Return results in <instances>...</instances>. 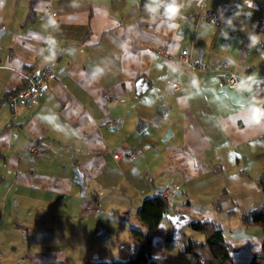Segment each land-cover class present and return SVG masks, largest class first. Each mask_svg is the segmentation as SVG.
<instances>
[{
    "label": "crops",
    "instance_id": "1",
    "mask_svg": "<svg viewBox=\"0 0 264 264\" xmlns=\"http://www.w3.org/2000/svg\"><path fill=\"white\" fill-rule=\"evenodd\" d=\"M169 2L0 0V264L98 259L89 249L107 197L139 224L142 200L170 182L154 255L188 264L166 239L176 213L217 221L234 264L262 253V227L240 214L264 204V119L250 111L263 109L264 0H176L166 13ZM47 68L35 103L10 102L24 71ZM230 72L241 87L221 85ZM128 150L136 156L114 155Z\"/></svg>",
    "mask_w": 264,
    "mask_h": 264
},
{
    "label": "trees",
    "instance_id": "2",
    "mask_svg": "<svg viewBox=\"0 0 264 264\" xmlns=\"http://www.w3.org/2000/svg\"><path fill=\"white\" fill-rule=\"evenodd\" d=\"M256 30L264 31V19L259 20ZM255 97L263 103L264 109V79L255 87ZM264 167V161H263ZM258 184L264 191V172L258 178ZM170 200L159 194H153L144 198L136 210L138 224H132L129 228L131 249L125 259H84L83 264H170L165 256L154 255L151 244L154 233L167 214ZM185 221L183 226L175 227L166 234L167 240L176 239L182 243L183 251L188 256V264H234L231 251L233 245L225 238L223 229L215 220H200L187 214L176 213ZM240 219L243 225H258L264 231V204L259 208L241 211ZM188 225L203 237L190 238L184 230ZM261 254L252 257L248 264H264V242Z\"/></svg>",
    "mask_w": 264,
    "mask_h": 264
},
{
    "label": "rangeland",
    "instance_id": "3",
    "mask_svg": "<svg viewBox=\"0 0 264 264\" xmlns=\"http://www.w3.org/2000/svg\"><path fill=\"white\" fill-rule=\"evenodd\" d=\"M124 190L125 189L122 188V192L125 193L126 190ZM109 200L111 199L107 197L106 201L103 203V206L100 208L104 212H102V216L98 218L101 224L99 223V226L97 225L98 223L96 224V230L98 231L95 237V244L92 249H89V252H93L91 254L95 258L125 259L128 257L131 249V241L129 239V224H137V222H135V219H133V217L135 216V212L132 211L133 209L130 207H125L122 209L120 207H108L110 202ZM123 221L127 222V228L123 226L125 223L120 224V222ZM184 230L189 234L190 238L199 239L203 237L200 232L193 230L188 225L185 226ZM101 232H105V235H102ZM169 245H180V249L179 247H175L174 251H176L178 255H180L181 253L184 255L186 254L183 251L182 243L178 240H170Z\"/></svg>",
    "mask_w": 264,
    "mask_h": 264
},
{
    "label": "built area",
    "instance_id": "4",
    "mask_svg": "<svg viewBox=\"0 0 264 264\" xmlns=\"http://www.w3.org/2000/svg\"><path fill=\"white\" fill-rule=\"evenodd\" d=\"M55 10L52 8L51 4L46 5L45 7V16L53 17L55 15ZM208 18L210 21L217 22L219 20V13L217 11L211 12L208 14ZM178 57L183 61L189 60V51L186 47H184ZM50 74V69H44L40 74L33 75L28 74L25 71L23 72L24 82L15 88L13 91L9 93V100L13 104H33L37 101V97L43 87L44 78ZM168 83L174 88L178 85V82L174 80L168 81ZM221 85L225 87H241V79L235 73H228L224 76V79L221 81ZM39 150V146L34 144L31 148V152H35ZM115 157L119 158L124 155H128L131 157L136 156V151L128 150V151H120L114 153ZM178 184L175 182H170L167 184L160 185L157 189V194L165 197L166 199H172L175 190L177 189Z\"/></svg>",
    "mask_w": 264,
    "mask_h": 264
},
{
    "label": "clouds",
    "instance_id": "5",
    "mask_svg": "<svg viewBox=\"0 0 264 264\" xmlns=\"http://www.w3.org/2000/svg\"><path fill=\"white\" fill-rule=\"evenodd\" d=\"M152 4H157V0H152ZM152 4L146 5V9L150 12H155L157 9L152 7ZM165 12H175L178 10V5L176 0H170L165 6ZM253 42L255 43V38H253ZM251 111V119L255 123H260L261 119H264V109H256L252 108Z\"/></svg>",
    "mask_w": 264,
    "mask_h": 264
},
{
    "label": "water",
    "instance_id": "6",
    "mask_svg": "<svg viewBox=\"0 0 264 264\" xmlns=\"http://www.w3.org/2000/svg\"><path fill=\"white\" fill-rule=\"evenodd\" d=\"M74 171H75L74 180L82 188V194H85V184H84L83 175L77 169H75ZM169 217L172 219V222L174 223L175 227L183 226L185 224V221L183 219H180L178 215L173 214V215H169ZM101 234L105 235V232H101Z\"/></svg>",
    "mask_w": 264,
    "mask_h": 264
}]
</instances>
